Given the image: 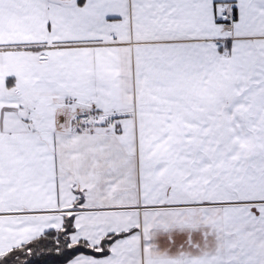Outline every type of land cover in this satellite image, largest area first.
Segmentation results:
<instances>
[{"label": "snow or ice", "instance_id": "obj_1", "mask_svg": "<svg viewBox=\"0 0 264 264\" xmlns=\"http://www.w3.org/2000/svg\"><path fill=\"white\" fill-rule=\"evenodd\" d=\"M0 264H264V0H0Z\"/></svg>", "mask_w": 264, "mask_h": 264}]
</instances>
